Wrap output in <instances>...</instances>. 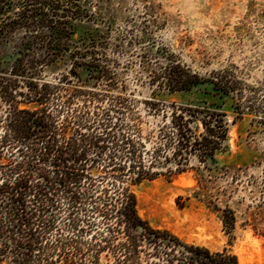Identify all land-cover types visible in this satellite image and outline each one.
Listing matches in <instances>:
<instances>
[{"label":"trees","instance_id":"obj_1","mask_svg":"<svg viewBox=\"0 0 264 264\" xmlns=\"http://www.w3.org/2000/svg\"><path fill=\"white\" fill-rule=\"evenodd\" d=\"M90 17L79 0H0V264H237L228 249L186 244L149 225L131 188L186 172L193 161L211 173L228 138L225 111L215 104L177 106L159 94L209 84L211 96L222 103L227 98L236 117L247 112L264 126V87L245 84L235 68L203 78L172 51L160 46L156 56L146 48V73L136 80L145 79L150 88V97L140 101L142 115L132 99L111 94L120 84L107 49L119 53L122 37L143 40L132 38V30L110 38L95 29L76 42L77 25ZM16 32L20 37L10 41ZM65 58V74L42 78ZM84 81L93 87L82 86ZM108 95L125 117L110 137L108 156L95 165L87 155L88 136L79 129L86 102ZM147 116L158 120L149 124ZM43 166L52 168L67 200L60 220L48 213L56 210L44 191L49 187L33 182L45 173ZM220 217L230 235L233 211L224 207Z\"/></svg>","mask_w":264,"mask_h":264},{"label":"rangeland","instance_id":"obj_2","mask_svg":"<svg viewBox=\"0 0 264 264\" xmlns=\"http://www.w3.org/2000/svg\"><path fill=\"white\" fill-rule=\"evenodd\" d=\"M79 1L92 17L77 25L76 42L95 29L110 38L132 30V38L143 40L129 42L121 36L119 53L111 54L107 49L117 62L115 72L120 84L111 94L132 99L142 115L140 101L150 97V88L145 79L136 80L146 73L142 64L147 62L141 58L146 48L156 56H160L156 53L160 46L172 51L182 64L203 78L210 72L235 68L245 84L264 87V0ZM20 33L12 34L10 41H17ZM69 68L65 58L46 68L42 78L53 81ZM78 73L86 79L84 71ZM92 85V81H84L82 86ZM210 88L209 84H202L187 92L162 93L158 97L177 106L215 104L225 111L228 138L216 156L212 167L216 170L208 174L193 161L192 167L179 175L165 174L133 186L137 210L149 225L169 230L186 244L204 246L210 251L228 249L237 257V264H264V237L254 234L264 233V126L247 112L236 117L228 107L229 100L225 98L222 103L214 98ZM112 98L108 95L100 101L86 102L84 111L88 114L81 113L83 125L79 132L88 136L87 155L95 159V165L103 164L112 147L114 128L125 117L124 110L112 107ZM77 105L80 109L81 101ZM147 120L154 124L158 118L147 116ZM42 168L45 173L40 172L39 176L45 174L47 180L35 175L33 182L49 187L44 191L56 210L48 213L59 219L67 200L53 182L52 168ZM224 207L233 211L235 217L230 235L222 227L220 215Z\"/></svg>","mask_w":264,"mask_h":264}]
</instances>
